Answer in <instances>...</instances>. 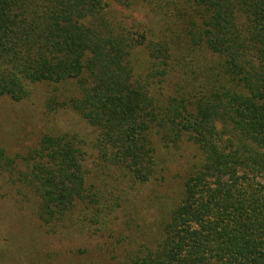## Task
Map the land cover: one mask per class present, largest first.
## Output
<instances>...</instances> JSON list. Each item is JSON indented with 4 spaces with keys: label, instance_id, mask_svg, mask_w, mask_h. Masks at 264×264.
Returning a JSON list of instances; mask_svg holds the SVG:
<instances>
[{
    "label": "trees",
    "instance_id": "trees-1",
    "mask_svg": "<svg viewBox=\"0 0 264 264\" xmlns=\"http://www.w3.org/2000/svg\"><path fill=\"white\" fill-rule=\"evenodd\" d=\"M42 85L99 169L51 130L0 145V175L49 232L95 236L74 264H264V0H0V96Z\"/></svg>",
    "mask_w": 264,
    "mask_h": 264
},
{
    "label": "rangeland",
    "instance_id": "rangeland-1",
    "mask_svg": "<svg viewBox=\"0 0 264 264\" xmlns=\"http://www.w3.org/2000/svg\"><path fill=\"white\" fill-rule=\"evenodd\" d=\"M124 14L130 16L127 10H124ZM46 88L44 85L37 87L32 97L22 101L0 96V145L13 154L24 150L46 131L77 130L88 141L87 166L93 174L97 173L99 168L95 165L97 160L91 145L96 129L73 111L49 112L45 108ZM171 152H162V157L167 158L166 174L173 176L183 170L181 166L184 160L181 157L189 158L193 154V147ZM188 165L185 163V168ZM151 188L152 185L146 184L144 193L148 194ZM23 196L0 175V264H74L78 258L75 252L94 244L95 240L92 239L95 236L80 237L69 232L61 236L49 232L41 224L33 201ZM148 212L150 215L143 210L134 215L142 229L153 227L154 213ZM147 222L150 224L146 225Z\"/></svg>",
    "mask_w": 264,
    "mask_h": 264
}]
</instances>
